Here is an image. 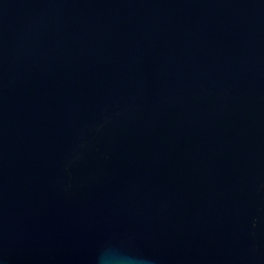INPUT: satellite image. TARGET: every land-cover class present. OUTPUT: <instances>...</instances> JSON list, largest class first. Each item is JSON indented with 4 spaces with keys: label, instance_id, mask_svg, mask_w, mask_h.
<instances>
[{
    "label": "water",
    "instance_id": "water-1",
    "mask_svg": "<svg viewBox=\"0 0 264 264\" xmlns=\"http://www.w3.org/2000/svg\"><path fill=\"white\" fill-rule=\"evenodd\" d=\"M0 264H264V0H0Z\"/></svg>",
    "mask_w": 264,
    "mask_h": 264
}]
</instances>
